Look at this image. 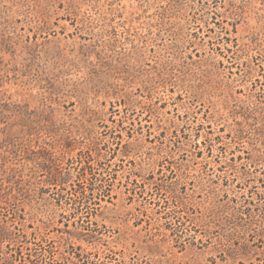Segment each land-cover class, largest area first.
<instances>
[{
  "label": "rangeland",
  "instance_id": "rangeland-1",
  "mask_svg": "<svg viewBox=\"0 0 264 264\" xmlns=\"http://www.w3.org/2000/svg\"><path fill=\"white\" fill-rule=\"evenodd\" d=\"M260 196L264 0H0V264H264Z\"/></svg>",
  "mask_w": 264,
  "mask_h": 264
},
{
  "label": "trees",
  "instance_id": "trees-1",
  "mask_svg": "<svg viewBox=\"0 0 264 264\" xmlns=\"http://www.w3.org/2000/svg\"><path fill=\"white\" fill-rule=\"evenodd\" d=\"M256 107V106H255ZM89 173V175H91L89 178H91L92 180L90 181V182H88V186H87V188H88V192H86V190L85 189H80L81 190V192H80V194L81 195H79V196H75V199H73V200H70V201H73L74 203H79L80 202V200L82 201L83 199H86V200H89L90 198H89V196L92 198L93 197V194L95 193V192H99V191H101V193H103V191L101 190V188L99 189L98 187H99V184L98 183H101V179H102V177L101 176H99V177H97L96 175H94V174H92L90 171H88ZM53 181V185L56 187V186H60V189H63L62 188V185L64 184V182H61L60 180H57V179H54V180H52ZM88 181V180H87ZM79 185V184H78ZM78 188H79V186H78ZM72 189H74L73 187L71 188V190ZM75 192V191H74ZM100 195V194H99ZM260 199L261 200H263L264 201V197L262 196H260ZM264 211V210H263Z\"/></svg>",
  "mask_w": 264,
  "mask_h": 264
}]
</instances>
